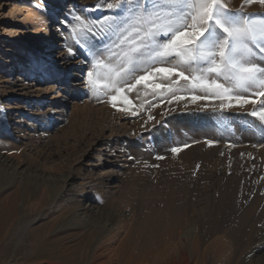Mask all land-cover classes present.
<instances>
[{
  "label": "bare ground",
  "instance_id": "obj_1",
  "mask_svg": "<svg viewBox=\"0 0 264 264\" xmlns=\"http://www.w3.org/2000/svg\"><path fill=\"white\" fill-rule=\"evenodd\" d=\"M18 1L0 0V143L6 144L25 142L64 120L71 106L67 93L89 88L82 80L88 62L68 49L64 24L55 22L59 8L40 26L23 22V8L13 10ZM15 21L18 31L10 26ZM131 143L126 132L108 126L87 133L62 175L31 172L0 150V245L11 247L10 262L25 238L47 232L73 242L70 264L79 251L84 264H227L237 247L256 238L239 256L240 264H254L264 250V170H250L249 159L233 161L215 186L201 191L205 211L189 215L191 172L172 173L162 189L136 192L139 201L123 194L121 172L133 159Z\"/></svg>",
  "mask_w": 264,
  "mask_h": 264
},
{
  "label": "rangeland",
  "instance_id": "obj_2",
  "mask_svg": "<svg viewBox=\"0 0 264 264\" xmlns=\"http://www.w3.org/2000/svg\"><path fill=\"white\" fill-rule=\"evenodd\" d=\"M108 3L115 5L117 0H64L62 5L60 0L17 2L13 10L23 8V22L33 21L40 26L44 24L43 22L49 21L56 8H59L60 12L55 22L57 25L64 24V42L68 49L75 52L77 58L88 62L84 67L82 80H86V73L92 71L94 74L92 79L97 80L101 87L92 89L89 86L85 94H81L79 90H71L67 93L71 99V106L64 120L25 142L16 141L14 138L11 144L0 143V150L14 160L22 161L31 172L62 175L67 173L76 158L85 134L97 133L108 126L126 132L132 140L129 147L133 150V159L121 172L125 184L123 194L129 191L139 201L136 192L147 194L146 190L162 189L172 173L187 171L191 172L193 200L189 201L186 210L189 215L194 212L201 213L205 211L206 205L205 199L202 200L203 202L200 199L201 191L206 186H215L219 181V172L228 171L229 167L233 166V161L245 162L249 159L250 170H264L262 167L264 166V120L259 116L251 115L252 112H260L264 108L261 103L264 97L255 95L262 89L255 85L249 87L247 92L236 89L234 94L244 95L256 101L255 104H246L242 107L220 109V101L214 97L193 102L190 99L192 95L211 96L212 90L192 89L189 81L180 80L175 76L165 79L152 72L154 68L173 67L176 64L175 59L171 63L160 62L158 59L152 62L155 45L148 34L157 32L160 25L175 24L181 5L169 3L168 0H158L155 5H149V11L145 12L144 0H141L140 4L135 0H129V3L123 6L124 11L121 13L108 9ZM225 4L234 12L246 13L258 24L264 21V8H261L264 5L255 3L246 5L243 0H240L238 5H230L225 0ZM251 5H258L259 8L252 9L249 7ZM184 10L188 11L187 6H184ZM77 16L80 19H76ZM126 18L127 23L122 25L119 32L114 33L110 30L113 19L119 23ZM15 22L10 26L12 30L18 31L21 29L19 21ZM93 35L109 49L99 57L105 65L118 70L128 65L129 56L140 64L137 72L126 82L118 84V87L124 89L123 93L103 87L115 79V74L109 73L107 68L93 67L96 58L90 49L99 48L96 40L92 38ZM162 35L163 32L160 31L154 37L156 44L163 42ZM247 43L253 49L254 62L264 64V55L258 54L259 40L255 42L249 40ZM25 48H28V52L35 49L28 46L22 49ZM32 62L33 60L27 64ZM206 66L201 62L190 67L182 66L180 70L186 75L195 76L201 75V69ZM66 72L67 70H64L61 75L65 76ZM145 74L153 75V79L147 82L149 86L146 87L141 83L135 89L128 91L127 85L135 83L138 76ZM205 75L208 79L219 80L227 87L234 85V81L224 80L222 77H216L215 74ZM153 83L163 85L164 90L153 91L151 89ZM168 88H172V91H168ZM54 94L55 91H51L49 96L52 97ZM114 95L126 96L132 102V107L129 108L121 100H118L114 107L110 100ZM174 96H184L188 99L176 100ZM123 108L128 110H120ZM154 146H158V149ZM176 146L185 147H182L180 152L173 153L171 148ZM241 147L246 151L241 150ZM216 181L217 183H214ZM262 186L264 188V182ZM124 200L125 198L122 200L123 205ZM106 208L107 206H101V209ZM255 240L246 241L250 243L247 244L249 246L243 243V246L237 247L227 264H240L239 256L244 255L251 246H255L258 241ZM71 244L73 242L70 240L59 239L58 236L47 232L41 233L25 238L16 247L11 262L9 260L11 247L7 245L3 249L0 245V264H70L67 254L72 248ZM84 254L85 252L82 251L76 253V264L86 262ZM252 263L264 264V250L255 254Z\"/></svg>",
  "mask_w": 264,
  "mask_h": 264
},
{
  "label": "snow or ice",
  "instance_id": "obj_3",
  "mask_svg": "<svg viewBox=\"0 0 264 264\" xmlns=\"http://www.w3.org/2000/svg\"><path fill=\"white\" fill-rule=\"evenodd\" d=\"M135 2L140 4L141 0H135ZM168 2L181 5L178 10L177 22L175 24L160 25L157 32H149L148 35L153 39L155 45L152 62H156L158 59L160 62L171 63L175 59L176 64L173 67L154 68L153 73L165 79L175 76L180 80L189 81L192 89H211V96L192 95L190 99L195 102L214 97L220 101V109L242 107L246 104L256 103L255 100L244 95L234 94L236 89L247 92L249 87L255 85L262 89L256 92L255 95L264 97V64L254 62L253 49L247 43L249 40L254 42L259 40L258 54L264 55V21L258 24L246 13L234 12L226 7L225 0H168ZM243 2L246 5L254 3L264 5V0H243ZM128 3L129 0H117L115 5L108 3L107 8L122 13L124 11L123 6ZM156 3H158V0H144V11L148 12L149 5H155ZM184 6H187V12L184 10ZM76 19H80V17L77 16ZM126 23L127 18L119 23L113 19L110 30L114 33L119 32L122 25ZM160 31L163 32L161 36L163 42L156 44L154 37ZM92 38L99 45L98 49H90L94 58H96L93 67L107 68L109 73L114 72L115 74V79H112L110 84L103 85V87L111 88L117 93H123L124 89L118 87V84L126 82L130 76L140 69V64L129 56L128 65L118 70L105 65L99 60V57L103 56L109 49L97 40L95 35ZM201 62L207 65L201 69V75L189 76L180 70L182 66L190 67L192 64H200ZM205 74H215L216 77H222L224 80L234 81V85L233 87H227L217 79H208ZM93 75L92 71L86 73V86H90L92 89L101 87L97 80L92 79ZM152 79V74L138 76L135 83L127 85L128 91L135 89L141 83H144L147 87L149 86L147 82ZM151 89L153 91L164 90V86L153 83ZM168 91H172V88H168ZM174 99L184 100L188 97L174 96ZM110 100L114 107L117 105L118 100L128 105L129 108L132 107V102L126 96L118 97L114 95L110 97ZM261 103L264 105V101ZM120 110L126 111L128 108ZM251 115L259 116L260 119L264 120V108L260 112H252ZM209 143H212V141H209ZM185 146L172 147L171 151L178 153Z\"/></svg>",
  "mask_w": 264,
  "mask_h": 264
}]
</instances>
